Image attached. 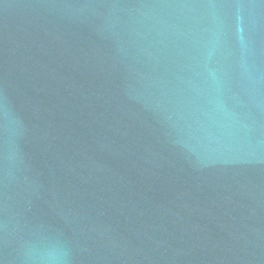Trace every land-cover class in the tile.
I'll return each mask as SVG.
<instances>
[{
	"label": "water",
	"instance_id": "water-1",
	"mask_svg": "<svg viewBox=\"0 0 264 264\" xmlns=\"http://www.w3.org/2000/svg\"><path fill=\"white\" fill-rule=\"evenodd\" d=\"M0 264H264V0H0Z\"/></svg>",
	"mask_w": 264,
	"mask_h": 264
}]
</instances>
